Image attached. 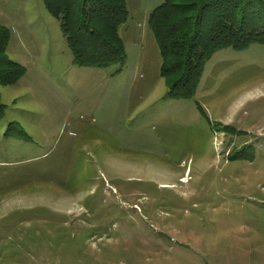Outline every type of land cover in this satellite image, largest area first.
Returning <instances> with one entry per match:
<instances>
[{
    "label": "rangeland",
    "instance_id": "obj_1",
    "mask_svg": "<svg viewBox=\"0 0 264 264\" xmlns=\"http://www.w3.org/2000/svg\"><path fill=\"white\" fill-rule=\"evenodd\" d=\"M163 1L125 0L116 73L73 65L41 0H0L26 68L0 87V264L250 261L244 239L264 238V46L217 51L196 97L166 99L146 24ZM245 145L253 161H230Z\"/></svg>",
    "mask_w": 264,
    "mask_h": 264
},
{
    "label": "trees",
    "instance_id": "obj_2",
    "mask_svg": "<svg viewBox=\"0 0 264 264\" xmlns=\"http://www.w3.org/2000/svg\"><path fill=\"white\" fill-rule=\"evenodd\" d=\"M59 30L77 67L118 65L126 53L119 28L128 19L125 0H41ZM147 27L159 51V77L169 100H190L196 94L206 62L219 50L243 51L264 46V0H164L148 15ZM10 30L0 25V87L15 85L26 69L7 55ZM202 117L203 109L195 104ZM5 107L0 102V119ZM223 133L243 135L229 125L215 123ZM6 136L28 140L16 124ZM254 152L245 145L229 154L230 161L252 162Z\"/></svg>",
    "mask_w": 264,
    "mask_h": 264
},
{
    "label": "crops",
    "instance_id": "obj_3",
    "mask_svg": "<svg viewBox=\"0 0 264 264\" xmlns=\"http://www.w3.org/2000/svg\"><path fill=\"white\" fill-rule=\"evenodd\" d=\"M25 42L30 44L29 40H26ZM8 51L10 53H12L13 56L16 58V59H12V60L20 64L19 58H21L22 56L20 55L18 48L11 50V49H9V44H8L7 53H8ZM23 56L25 57L26 53H23ZM8 57H9V55H8ZM143 65H144V62H141L139 64H136L135 67L138 66V68H140V66H143ZM158 74H159V72H158ZM195 97H196V94H195ZM194 104H198V102L195 100ZM257 235H258L257 238L248 237V238L244 239V242L247 244H251V243L255 244L252 246V248L247 253L248 258L250 259V261L247 264H264V238L262 237L261 232H258Z\"/></svg>",
    "mask_w": 264,
    "mask_h": 264
},
{
    "label": "bare ground",
    "instance_id": "obj_4",
    "mask_svg": "<svg viewBox=\"0 0 264 264\" xmlns=\"http://www.w3.org/2000/svg\"><path fill=\"white\" fill-rule=\"evenodd\" d=\"M180 180H181V181H184V177H182Z\"/></svg>",
    "mask_w": 264,
    "mask_h": 264
}]
</instances>
